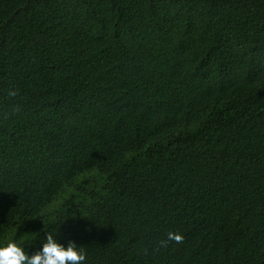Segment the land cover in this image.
<instances>
[{
    "label": "trees",
    "instance_id": "1",
    "mask_svg": "<svg viewBox=\"0 0 264 264\" xmlns=\"http://www.w3.org/2000/svg\"><path fill=\"white\" fill-rule=\"evenodd\" d=\"M12 233L84 264H264V0H0Z\"/></svg>",
    "mask_w": 264,
    "mask_h": 264
},
{
    "label": "clouds",
    "instance_id": "2",
    "mask_svg": "<svg viewBox=\"0 0 264 264\" xmlns=\"http://www.w3.org/2000/svg\"><path fill=\"white\" fill-rule=\"evenodd\" d=\"M18 90H9L8 95L15 97ZM184 236L179 231L169 230L166 238L160 241L162 247L168 242L183 243ZM86 254L83 248L78 247L74 241L69 240L64 246L55 238L54 233H46L41 246L31 254L18 244L14 238L0 241V264H84Z\"/></svg>",
    "mask_w": 264,
    "mask_h": 264
},
{
    "label": "rangeland",
    "instance_id": "3",
    "mask_svg": "<svg viewBox=\"0 0 264 264\" xmlns=\"http://www.w3.org/2000/svg\"><path fill=\"white\" fill-rule=\"evenodd\" d=\"M86 175H88V174H86ZM51 205H52V204H51ZM51 205H49L46 209H50V208L54 209V208H55L54 205H53V206H51ZM13 237H14V233L9 234V235L5 236L4 238H1L0 241L5 240L6 238H13ZM20 240H23V238H21Z\"/></svg>",
    "mask_w": 264,
    "mask_h": 264
}]
</instances>
